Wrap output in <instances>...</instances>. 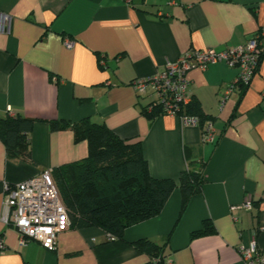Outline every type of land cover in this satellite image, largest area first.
<instances>
[{
    "label": "crops",
    "instance_id": "0c3cea01",
    "mask_svg": "<svg viewBox=\"0 0 264 264\" xmlns=\"http://www.w3.org/2000/svg\"><path fill=\"white\" fill-rule=\"evenodd\" d=\"M0 13L9 16L0 31V117L34 119L31 162L8 158L0 140V264H145L148 255L131 243L164 244L168 236L164 263L243 264L237 247L251 234L264 249V54L249 85L222 105L237 68L216 62L187 72L188 93L213 123L211 142L174 116L149 119L143 110L154 96L130 85L187 51L245 43L264 30V0H0ZM85 117L140 141L149 173L173 179L175 188L158 215L128 226L121 239L70 224L55 250L19 245L16 228L1 218L4 184L86 157V141L48 125ZM188 161L205 163V182L180 214L177 180ZM246 198L249 210L240 206ZM204 220L213 230L192 237Z\"/></svg>",
    "mask_w": 264,
    "mask_h": 264
},
{
    "label": "trees",
    "instance_id": "16d2710c",
    "mask_svg": "<svg viewBox=\"0 0 264 264\" xmlns=\"http://www.w3.org/2000/svg\"><path fill=\"white\" fill-rule=\"evenodd\" d=\"M144 114L152 119L160 114V107ZM187 113L197 115L201 123L210 119L204 115L199 101L192 98ZM34 119L20 115L0 117V140L6 156L14 160H31L28 135ZM52 131L69 129L74 142L86 141L87 156L51 169V175L68 210L70 224L76 227H99L115 238L121 239L124 229L160 213L176 182L157 178L149 173L140 141H127L116 135L106 124L95 123L85 117L77 121L54 119L48 122ZM202 161H188L178 176L180 189V214L190 198L201 192L205 182ZM69 224V225H70ZM213 225L204 220L200 229L191 236L211 232ZM164 244L147 238L131 243L135 249L146 253L145 264H165ZM158 259L153 262V259Z\"/></svg>",
    "mask_w": 264,
    "mask_h": 264
},
{
    "label": "built area",
    "instance_id": "2783aa9c",
    "mask_svg": "<svg viewBox=\"0 0 264 264\" xmlns=\"http://www.w3.org/2000/svg\"><path fill=\"white\" fill-rule=\"evenodd\" d=\"M8 25L9 16L0 13V31H6ZM263 37L264 30L259 29L251 39L236 47L187 51L177 59L167 61L161 73L135 78L130 85L137 95L154 96L146 106L147 112L158 105L160 114L176 117L183 126L199 127L202 141L211 142L214 140L212 121L209 119L201 123L197 115L187 113V106L192 100L188 93L187 72L192 68L204 70L209 64L216 62H224L229 67L237 68L235 80L226 86L220 98L222 105L232 92L251 82L264 54ZM65 45L70 47L72 41L66 40ZM240 206L246 210L251 209L250 199L246 198ZM1 209L2 220L16 228L19 245L36 241L49 251L55 250L58 235L70 224L68 210L56 188L51 169L14 185L5 183ZM233 218L237 219L235 216ZM108 237L110 240L115 239L111 234ZM237 250L243 264H264V249L257 246L255 235L251 234L249 243L239 245ZM157 261L158 259H153V262Z\"/></svg>",
    "mask_w": 264,
    "mask_h": 264
}]
</instances>
